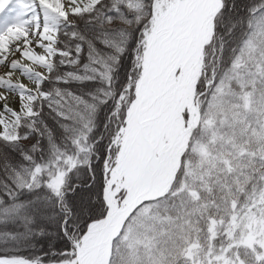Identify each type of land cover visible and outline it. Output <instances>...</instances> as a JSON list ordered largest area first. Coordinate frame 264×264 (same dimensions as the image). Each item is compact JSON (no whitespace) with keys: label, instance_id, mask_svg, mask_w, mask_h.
<instances>
[{"label":"snow or ice","instance_id":"obj_1","mask_svg":"<svg viewBox=\"0 0 264 264\" xmlns=\"http://www.w3.org/2000/svg\"><path fill=\"white\" fill-rule=\"evenodd\" d=\"M0 264H264V0H0Z\"/></svg>","mask_w":264,"mask_h":264}]
</instances>
